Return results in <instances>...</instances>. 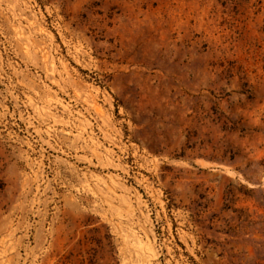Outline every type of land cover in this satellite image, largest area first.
Listing matches in <instances>:
<instances>
[{"label": "rangeland", "instance_id": "1", "mask_svg": "<svg viewBox=\"0 0 264 264\" xmlns=\"http://www.w3.org/2000/svg\"><path fill=\"white\" fill-rule=\"evenodd\" d=\"M0 264H264V0H0Z\"/></svg>", "mask_w": 264, "mask_h": 264}]
</instances>
